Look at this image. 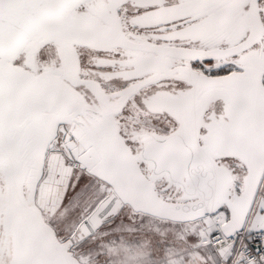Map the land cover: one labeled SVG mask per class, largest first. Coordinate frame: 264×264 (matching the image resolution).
Listing matches in <instances>:
<instances>
[{
  "label": "snow or ice",
  "instance_id": "obj_1",
  "mask_svg": "<svg viewBox=\"0 0 264 264\" xmlns=\"http://www.w3.org/2000/svg\"><path fill=\"white\" fill-rule=\"evenodd\" d=\"M0 264H264V0H0Z\"/></svg>",
  "mask_w": 264,
  "mask_h": 264
}]
</instances>
